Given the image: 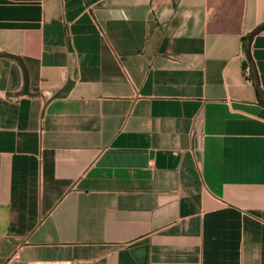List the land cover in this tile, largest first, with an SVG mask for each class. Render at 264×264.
Returning <instances> with one entry per match:
<instances>
[{
    "label": "crops",
    "instance_id": "obj_1",
    "mask_svg": "<svg viewBox=\"0 0 264 264\" xmlns=\"http://www.w3.org/2000/svg\"><path fill=\"white\" fill-rule=\"evenodd\" d=\"M0 264H264V0H0Z\"/></svg>",
    "mask_w": 264,
    "mask_h": 264
}]
</instances>
